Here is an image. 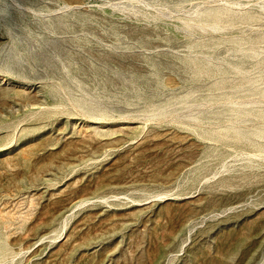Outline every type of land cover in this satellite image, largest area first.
<instances>
[{"label": "rangeland", "instance_id": "obj_1", "mask_svg": "<svg viewBox=\"0 0 264 264\" xmlns=\"http://www.w3.org/2000/svg\"><path fill=\"white\" fill-rule=\"evenodd\" d=\"M0 264H264V0H0Z\"/></svg>", "mask_w": 264, "mask_h": 264}, {"label": "bare ground", "instance_id": "obj_2", "mask_svg": "<svg viewBox=\"0 0 264 264\" xmlns=\"http://www.w3.org/2000/svg\"><path fill=\"white\" fill-rule=\"evenodd\" d=\"M99 122H101V121H99Z\"/></svg>", "mask_w": 264, "mask_h": 264}]
</instances>
